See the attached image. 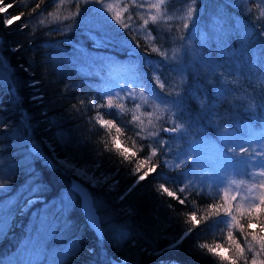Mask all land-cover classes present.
Wrapping results in <instances>:
<instances>
[{"label":"trees","instance_id":"16d2710c","mask_svg":"<svg viewBox=\"0 0 264 264\" xmlns=\"http://www.w3.org/2000/svg\"><path fill=\"white\" fill-rule=\"evenodd\" d=\"M5 2L15 3L16 6L9 9L6 14L0 15V59L7 65L5 67V64H0V156L4 157L9 165L10 162L13 163V158H16L14 144L20 137L18 134L28 133L33 142L41 148L40 159L33 160L37 175L51 177L50 171L43 167V160L49 157L67 158L80 167L90 168V174L97 176L115 173L117 168L120 169L119 174L114 177L119 180V184L113 190H108L107 184L95 190L100 201L99 215L106 225L105 232L123 228L135 238V247L128 243L114 249L111 239L105 236L98 239L97 235L87 227L77 206L73 215L77 220L76 228L83 230L79 240L84 251L72 258L62 257L66 264L100 263L92 258L99 246L105 247L107 257L112 256L113 250H122L125 256H131L137 264H166L172 261L176 264H215L211 258L202 260L190 252V246L194 241L214 243L220 239L218 230L210 231L203 224L178 249L156 254L160 247L167 244L166 240H157L158 236L167 235L171 239L179 234L181 228L188 226L185 224V213L193 210L191 201H196V207L201 210L212 202V196L208 194L207 189L201 195L193 191L188 196V202L183 206L180 205L176 200L166 194L162 195L157 190L160 183L177 175L179 171L173 169L171 164H162L160 169L162 176H149L121 200L119 197L124 194L134 177L128 175L131 165L120 164L117 154L111 151V137L119 136L123 146L131 147L133 141L138 146L144 144L145 150L140 155L147 154L148 141H141L135 136L138 129L128 123L132 116L131 111L117 114L116 110H111L112 114L109 115L107 114L109 110H100L103 117L113 119L114 123L121 127L122 131L118 134L115 128L109 132L96 123L99 117H96V110L88 103L93 97L99 99L100 90H108L112 87L109 79L113 64L126 67L129 61H132L138 68L142 67L141 74L147 73L150 80L154 72L161 75V79L166 81V86L173 78L179 79L177 74L171 72L169 66L164 68L150 66V64L155 65L160 58L157 53L147 50L143 33L138 37L140 43L138 52L149 55L151 61H144L141 65L139 58L130 55L131 50L128 46L112 39L115 36L112 28L98 27L99 15H107V13L101 12L98 15L91 11L99 8L97 4L81 5L82 8L87 7L90 11L76 17L75 21L72 19L64 21L65 25L71 27L65 28L62 32L58 30L62 25L47 17L49 11H56L54 0H45L41 8L31 16L28 13L37 0H5ZM113 2L115 0H105V3ZM196 7L198 12L195 13V21L190 31L186 33L191 50L184 63L187 69L186 89L190 90L183 96L180 122L186 125L188 122L200 125L210 135L216 134L225 127L232 128L236 122L258 125V120L253 121L249 118L250 113L242 109L237 111L234 107L237 102L236 96H243L246 92L255 96L257 105L264 102L258 94L257 82L255 78L237 77L236 83L228 85L234 89V94L228 95L224 103L215 104L212 109L215 114L214 126H209L207 120L202 117L205 115L207 100L211 98L213 88L218 85L214 77L208 78L213 81L212 84L207 83L204 79L206 69L204 67L198 69L194 62L197 54L209 58L218 65L217 76L227 75L229 81L237 75L235 70L238 66H243L241 70L245 73L259 76L264 49H261L260 41L254 34L251 39H247V43L246 39L241 38L245 27H249L259 16L257 0H249V3L241 4L239 8L232 4V0H197ZM185 9L186 0H171L168 14L179 16ZM248 9H251V12H248ZM21 11L26 13L22 20L5 28L3 20L8 15ZM69 11H75L73 4H66L60 9L65 16ZM40 19H45L44 26L38 23ZM141 22L137 21V23ZM24 23L28 26L21 31L20 25ZM112 23L116 28L119 27ZM173 23L179 24L182 21ZM256 24L257 26L264 24V18L256 21ZM33 28H35L34 33ZM147 28L156 38L154 41L156 45L163 43L164 48L169 49L171 56L173 44L178 46L179 42L160 40L159 36L162 32L160 24L150 23ZM17 45H20L18 49ZM243 46L245 48L242 50ZM118 71L124 72L126 69ZM229 73L231 74L228 75ZM9 74H12L16 81L15 91H10L9 86L4 82V77ZM33 80L40 81L35 89L30 87ZM254 88L256 92L253 91ZM34 91L43 99L33 100ZM81 99L84 100L83 105L78 103ZM74 104L75 109L72 107ZM126 108L134 110V105L126 102ZM257 112L259 113V109ZM160 123L167 126L164 121ZM198 133L199 128L194 127L185 141L172 143L173 152L165 158L175 163V150L184 148L187 140L194 139ZM161 136L166 138L167 134L161 133ZM105 144H108L109 151H105ZM156 159H159V156ZM97 164L100 165L99 168L95 167ZM20 168L21 166L17 171H20ZM30 172L32 168L24 173L25 176H29ZM5 176L0 171V179ZM56 181L60 184L55 185V189L58 186L60 189L69 187V175L57 176L55 184ZM169 187L175 191L180 185ZM55 189L47 193V196L50 197ZM176 194L183 198V194L178 191ZM169 204L174 210L168 208ZM11 239L0 241V257H3L8 247L14 244ZM88 251H91L90 254L87 253Z\"/></svg>","mask_w":264,"mask_h":264},{"label":"snow or ice","instance_id":"6c2138e0","mask_svg":"<svg viewBox=\"0 0 264 264\" xmlns=\"http://www.w3.org/2000/svg\"><path fill=\"white\" fill-rule=\"evenodd\" d=\"M44 3L45 0H37L28 15L35 13ZM93 3L99 5V8L91 11L98 15L101 12L107 13V15H99L98 27L112 28L115 32L112 39L128 46L131 50L130 55L139 58L141 65L144 61H151L149 55L138 52L140 48L138 37L143 33L147 50L157 53L160 58L155 65L150 64V66L153 68L169 66V70L179 77L178 80L173 78L166 86V81L161 79V75L154 72L150 80L147 73L141 74L142 67L138 68L132 61H129L126 67L113 64L109 79L112 87L108 90H100L99 99L93 97L88 100L96 110V117H99L96 123L102 128L108 129L109 132L115 128L118 134L122 131L113 119H103L101 109L109 110L107 113L109 115L112 114L111 110H116L117 114L131 111L132 116L128 123L138 129L135 136L141 141H148L147 154L140 155L145 150L144 144L138 146L133 141L131 147L123 146L119 136L111 137V151L117 154L120 164L131 165L128 175L134 177L119 198L123 200L149 176H162L160 171L162 164H171L173 169L179 171L177 175L169 177L158 185L157 190L162 195L166 194L183 206L188 202V196L193 191L201 195L207 189L208 194L212 196V202L201 210L196 207V201H191L193 210L185 213V224L188 226L181 228L179 234L171 239L167 235L158 236L157 240H166L167 244L160 247L156 254L178 249L203 224L210 231L218 230L220 239L214 243L194 241L190 246L192 254L202 260L211 258L215 264H264V102L257 105L255 96L247 92L243 96H236L237 102L234 107L237 111L242 109L250 113L249 118L253 121L258 120V125L236 122L232 128L225 127L216 134L210 135L200 125L191 122L186 125L180 122L183 96L190 90L186 89L187 69L184 63L191 50L186 33L190 31L195 21V13L198 12L197 0H186V9L179 16L168 14L171 0H115L113 3H105V0H54L56 11H49L47 17L53 22L60 23L62 27L58 30L63 32L65 28L71 27L65 25L64 21L69 19L75 21L76 17L90 11L87 7L82 8L81 5ZM247 3L249 0H232V4L237 8ZM66 4L75 6V11H69L67 16L60 12L61 7ZM15 6V3L0 0V15L6 14ZM257 7L259 16L249 27H245L241 38L251 39L254 34L260 41L259 46L264 49V24L259 26L256 24V21L264 18V0H257ZM248 12H251V9H248ZM25 15L24 11L8 15L3 20L5 28L21 21ZM137 21L142 22L137 23ZM174 21H182V23L176 24L173 23ZM112 22L119 27L116 28ZM38 23L44 26L45 19H40ZM150 23L162 26L160 40L179 42L178 46L173 44L171 56L169 49L164 48L163 43L157 46L154 42L156 38L147 28ZM27 26V23L21 24L20 30L23 31ZM34 32L35 28H33ZM16 47L18 49L20 45ZM194 62L198 69L200 67L206 69L204 79L207 83L212 84L213 81L208 78L214 77L218 85L213 88L211 98L207 100L205 115L202 117L207 120L209 126H214L215 114L212 109L216 103H224L228 95L234 94V89L228 85L236 83L237 77L255 78L259 87L258 94L264 99V58L261 59L259 76L245 73L241 70L243 66H238L235 70L237 75L231 81L228 80L227 75L217 76L218 65L209 58L197 54ZM0 64L5 62L0 59ZM120 69L126 71L120 72L118 71ZM4 82L9 86L10 91H15L16 81L12 74L4 77ZM39 83L40 81L33 80L30 87L35 89ZM253 91L256 92V89L254 88ZM32 99L42 100L43 97L34 91ZM126 102H131L134 110L127 109ZM78 103L83 105L84 100L81 99ZM72 107L75 109V104ZM161 121L167 126L161 125ZM194 127L199 128L198 135L194 139L187 140L184 148L175 150L176 162L167 160L165 157L173 152L172 143L185 141ZM161 133L167 134V137H162ZM196 146L208 151H199ZM104 149L109 151L108 144H105ZM26 152L34 160L40 159L41 148L37 144H29ZM158 156L159 159H156ZM43 167L50 171L51 177L37 175L35 171L30 172L31 180L28 187L15 200L8 198L12 184L11 171L0 179V194L5 197L0 200V241L8 239L9 235L13 234L17 216L31 214L32 209L39 205L31 216L22 240L18 241L17 252L32 251L46 254L50 241L73 232V212L79 205L89 230L95 231L97 226L100 227V232L97 233L98 239L100 236L111 239L114 249L128 243L135 247V238L127 230L121 228L105 232L106 225L99 215L100 201L95 190L103 188L105 184L108 185V190H113L119 184V180L114 178L119 174V168L115 173L90 175V168L80 167L67 158L60 160L56 157L44 159ZM95 167L99 168L100 165L97 164ZM64 175H72L77 182L66 189L57 190L56 195L49 199L47 193L55 189V179ZM177 184L180 187L175 191L169 187ZM177 191L183 194V198L176 194ZM168 208L174 210L171 204ZM83 251L80 240H77L71 248L61 246L59 249L60 256L68 258ZM0 261L8 264L7 258L0 257ZM59 264H66V261L60 259ZM102 264H137V262L131 256H125L122 250H113L112 256L104 257ZM171 264L176 262L172 261Z\"/></svg>","mask_w":264,"mask_h":264},{"label":"rangeland","instance_id":"374dc122","mask_svg":"<svg viewBox=\"0 0 264 264\" xmlns=\"http://www.w3.org/2000/svg\"><path fill=\"white\" fill-rule=\"evenodd\" d=\"M246 43H247V39H246ZM244 48L245 46L242 47V50ZM103 119L107 120L109 118L103 117ZM18 136L20 137L19 139H17V142L14 144V153L16 155V158H13L12 160L13 163L10 162L9 165L7 161L4 160L5 158L0 156V171L3 172V175L9 174L10 171L12 173L11 191L8 194V198L12 200H15L22 193H24L25 189L28 187L31 177L25 176L24 173L26 171H29L30 168H32V171L36 172V167L33 163L34 159L26 152V148L28 147V145L35 143L30 138L28 133L25 135L18 134ZM196 147L197 150L199 151L202 152L208 151V149H205L201 146H196ZM60 160H64V159H60ZM20 166H21V168L19 169L20 171H17L18 170L17 168H19ZM59 184H60L59 181H56L55 185H59ZM59 189L60 187L58 186L55 189L54 193L48 198L51 199L52 197H54L56 195V191ZM61 189H66V188L63 187ZM3 199H5V197L1 195L0 200ZM38 208L39 205H36L32 209L31 214L25 213L16 217L14 232L13 234H10L8 237V239L12 238L11 240H13L14 244L10 246V248L8 247L7 251H5V253L3 254V258H7L8 264H29V261H31V264H58L60 259H62L59 252L60 247L63 246L66 248H71L72 245L77 240L80 239V235L83 233V230L81 228L80 229L76 228L77 220H76V216L73 215V224H74L73 232L67 234L64 237H58L56 240L50 241L48 246V253L39 254L32 251L17 252V249L19 247L18 241L22 240L24 234L26 233L27 227L29 226V221L31 219V216ZM105 251H106L105 247L100 248L99 246L97 252L95 254L93 253L92 258L100 262L97 264H102L104 257H106ZM90 252L91 251H88L87 253L90 254ZM0 264H4V261H0ZM166 264H171V263L166 262Z\"/></svg>","mask_w":264,"mask_h":264},{"label":"water","instance_id":"95a60500","mask_svg":"<svg viewBox=\"0 0 264 264\" xmlns=\"http://www.w3.org/2000/svg\"><path fill=\"white\" fill-rule=\"evenodd\" d=\"M76 182H77V180L74 179L72 175H69V187H70L72 184H75ZM78 206H79V205H78ZM79 209H80V207H79ZM80 211H81V209H80ZM83 218H84V216H83ZM84 220H85V219H84ZM92 231H93V230H92ZM93 232H94V234L97 235V233L100 232V227L97 226V227L95 228V231H93ZM100 237H101V236H100Z\"/></svg>","mask_w":264,"mask_h":264}]
</instances>
